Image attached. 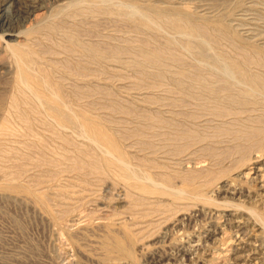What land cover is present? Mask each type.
I'll use <instances>...</instances> for the list:
<instances>
[{
	"label": "rangeland",
	"instance_id": "374dc122",
	"mask_svg": "<svg viewBox=\"0 0 264 264\" xmlns=\"http://www.w3.org/2000/svg\"><path fill=\"white\" fill-rule=\"evenodd\" d=\"M36 1L43 20L27 23L24 37L9 44L34 53L31 74L50 80L39 92L54 99V85L71 113L105 124L130 167L163 194L161 203L135 208L134 180L107 165L81 132L54 126L48 104L22 87L16 58L0 48V264H164L195 244L207 247L196 255L202 264H238L240 235L258 242L264 263V228L255 227L264 226V188L253 180L256 170L264 173V91L245 96L241 78L223 66L245 58L247 71L264 79V0ZM186 13L190 24L167 23ZM195 25L211 40L207 57L198 53L201 35L182 33ZM94 46L105 52L92 55ZM154 49H165V62L145 67V52ZM116 240L131 255L109 250Z\"/></svg>",
	"mask_w": 264,
	"mask_h": 264
},
{
	"label": "bare ground",
	"instance_id": "6f19581e",
	"mask_svg": "<svg viewBox=\"0 0 264 264\" xmlns=\"http://www.w3.org/2000/svg\"><path fill=\"white\" fill-rule=\"evenodd\" d=\"M30 1V0H29ZM95 1H101V2H110L111 4L112 3H114V1L113 0H95ZM111 1H113V2H111ZM27 3L26 4H24V2L22 1V0H0V48H2L3 50H10L11 51V55H12V57L13 58H16L15 59V62H16V66H17V68H16V71H17V76H18V82L22 85V87L24 86V87H27V88H30V87H34V89L33 90H35L34 91V93H36V94H32L33 96H35L36 95V97L37 98H39L40 100H43L42 102L43 103H45V105L46 104H48L47 106H49V119L51 118V123L53 122L55 125L54 126H57L58 128H59V130H61L62 132H63V130H64V132L66 131V130H72L73 129V131L74 130H78L79 132H81L80 134H78V136L79 135H82L85 139H87V142H89L88 143V145L90 146L91 145V147H93L94 149H96V151L98 150V151H101V152H103L102 154H104L103 155V157L105 156V159L106 160H104V162H106L107 163V165H109V166H111V165H113V164H117L118 165V167H119V169H121L122 171H123V174H124V172H125V174H126V177L127 178H131L132 180H134V182H135V185L133 186V189L135 188V190L137 191H139V194L136 192V194H138V196H139V198L137 197V199H136V195H135V201L134 202H136L135 203V205H134V207L136 208H138V207H141L140 205H143V204H145V205H152L153 203H155L156 201H158V202H160L161 200H159L160 199V195H162L163 193L161 192H157V191H155L154 189L156 188V185L155 184H157L156 182H154V181H152L151 180V178L147 175V174H139V173H137L134 169H132L131 167H130V165H129V162L125 159L126 157H124V155H123V152L121 151V149H120V147H122L121 146V144L118 142V141H115V137H112L109 133H108V131H106L105 130V128H102L104 125H102V123H101V121H100V126H99V124H97V122L94 124V123H91V122H89L88 121V119L86 120L85 118H84V116H80V115H78L77 113H76V110L78 111V109H76L75 110V113L77 114H73V113H71V112H73L74 111V109H73V111H70V110H68L67 109V105H65L63 102H65L64 100H63V93L64 92H60L59 91V89L57 88V87H54V85H53V87H52V89H51V91L53 90V92H54V99L52 98L51 100L49 99H47V98H45L44 96H42L41 95V93L39 92V89L41 88H43V87H45L46 88V86H48L49 85V83H47V81H50V80H46V78H45V76H44V73L43 74H41L40 75V73H39V71H38V73H39V75H40V78L39 77H35V76H33L34 74H31V70H32V72H35L34 70V68H31L33 65H35V64H31L32 66L29 68V66H28V63L29 62H31V61H33V55H34V53H32L31 52V50L30 49H23V48H20V47H18V45L15 47V48H17V49H14L13 47L14 46H12L11 44H9V39H17V38H23L24 36H23V32L20 30L21 28L23 29L25 26H26V24L27 23H29V22H34V20L36 21V22H39V21H42L43 20V17H41V15H38L37 13L39 12V11H41V10H43L44 9V7L42 6V5H40V4H38L37 3V1L35 0V1H33V0H31L30 2H28V1H26ZM82 2H84V0L83 1H81V0H73V2H71L70 3V5L71 6H79L80 4H82ZM109 3V4H110ZM95 4H98V2H95ZM121 5V4H120ZM70 6V7H71ZM151 9H152V7H151ZM149 10V9H148ZM135 11V12H134ZM134 11L132 12L133 14H137L138 12H137V10L136 9H134ZM147 11V10H146ZM149 11H151V10H149ZM153 12H154V14H156V16H161V14H163L164 12H165V10H163V11H160V10H158V9H155V8H153ZM148 13V12H147ZM146 13V14H147ZM166 13V12H165ZM170 14L172 13V12H169ZM179 13V12H178ZM152 15V14H147L148 15V17L151 15V16H155V15ZM170 14H167L168 16L170 15ZM164 15H166V14H164ZM163 15V16H164ZM172 15V14H171ZM151 16H150V18H151ZM167 16V17H168ZM173 16V15H172ZM174 16H175V14H174ZM182 16V15H181ZM148 17H147V19H148ZM162 17V16H161ZM171 17V16H170ZM169 17V18H170ZM149 18V19H150ZM156 18V17H155ZM193 18V15L191 16V15H189V14H187L186 13V15L184 14L183 16H182V18L180 19V20H177L176 18H170L169 19V21L167 22V23H170V25H173V27H175L176 29H179V28H181V26H182V24L184 23V25L183 26H185L186 25V23L185 22H188V24H190L189 23V20H191ZM141 19V18H140ZM160 19V18H159ZM164 19H165V16H164ZM163 19V20H164ZM166 19H168V18H166ZM46 20V19H45ZM143 20H145V19H143ZM151 21V20H150ZM154 21H155V19H154ZM167 21V20H166ZM44 22V21H43ZM147 22V21H146ZM152 22V21H151ZM157 22V21H156ZM165 22V21H164ZM158 23H160V22H158ZM150 24V23H149ZM187 24V25H188ZM194 24V23H193ZM42 25V24H41ZM192 25V24H191ZM190 25V26H191ZM40 26V25H39ZM150 26V25H149ZM168 26V25H167ZM192 26H194V25H192ZM191 26V27H192ZM196 26V25H195ZM201 26V25H200ZM188 27H189V25H188ZM187 27V28H188ZM204 26H202V27H198V25L196 26V27H194V28H190L191 30H189V31H185V32H182V33H186L185 34V36L188 34V35H190L191 37L192 36H194V37H197V35H201V37H203L202 38V40L200 41V43H199V55L200 56H202V57H207L208 56V52H207V48H209V47H207V48H205L206 46H208L209 45V43L211 42V40L209 39V36H207V34H206V31H205V28H203ZM26 28V27H25ZM185 29V28H184ZM189 29V28H188ZM183 37V36H182ZM189 37V36H188ZM194 37H193V39H194ZM199 37V36H198ZM190 38V37H189ZM199 39V38H198ZM262 40L264 41V38H262ZM197 41H199V40H197ZM177 42H178V40H177ZM17 43V42H16ZM180 43V42H179ZM173 44V43H172ZM78 46V45H77ZM79 46H81V45H79ZM82 47V46H81ZM84 47V46H83ZM187 47H189V45L187 46ZM30 50V51H29ZM89 52H92V55H93V52L95 53H100V52H105L103 49H99V48H97V46H94V47H90L89 49ZM106 54V53H105ZM104 54V55H105ZM111 55L113 54V56L115 57V55H117V52H114V53H110ZM96 55V54H95ZM101 55V54H100ZM99 55V56H100ZM165 55H166V51H165V49L163 50H161V49H154V50H149V51H147V52H145V58H144V60H143V64H145L144 66L145 67H147V65H152V66H155V65H158V67H159V65H162V62H163V59L165 58ZM222 55V54H221ZM221 55H220V57H221ZM97 56V55H96ZM95 56V57H96ZM218 56V55H217ZM101 57V56H100ZM99 57V58H100ZM105 57V56H104ZM223 57H225V55L223 56ZM222 57V58H223ZM35 58V57H34ZM98 58V57H97ZM222 58H221V60H222ZM227 57H225V59H226ZM36 59V61H37V58H35ZM101 59V58H100ZM166 59V58H165ZM205 59V58H204ZM204 59H203V61H204ZM211 59V58H210ZM220 59V58H219ZM224 59V58H223ZM220 60V61H221ZM229 60H231V63L229 62L228 64H225L224 63V67H225V70H226V72H227V74L228 75H233V77H234V74L236 75V76H238L239 77V79L241 78V81H243V83H244V87H245V90H243L244 91V93L243 94H245V96H247V95H249V94H254V93H256L258 90H263L264 91V79L262 78V76L259 74V75H252V74H250L248 71H247V68H248V66H249V64H250V61L248 60V59H245V58H243V59H241L240 61H237V60H232L231 58H229ZM228 60V61H229ZM35 61V60H34ZM35 61V62H36ZM206 61H207V59H206ZM215 61V60H214ZM227 61V62H228ZM165 62V61H164ZM163 62V63H164ZM179 62V61H178ZM217 62V61H216ZM224 62V61H223ZM220 63H222V62H220ZM262 63V62H261ZM30 64V63H29ZM38 64V63H37ZM264 64V63H263ZM200 65H202V64H200ZM163 66V65H162ZM259 66H260V63H259ZM262 66V65H261ZM264 66V65H263ZM2 67H3V65L1 66L0 65V71L2 70ZM37 67V66H36ZM150 67V66H149ZM220 67H221V65H220ZM223 67V68H224ZM217 68H219V66H217ZM221 69V71H222V68H220ZM4 70V69H3ZM38 70V69H37ZM215 70V69H214ZM249 70V69H248ZM41 71V70H40ZM42 72V71H41ZM120 72V71H119ZM224 72V71H223ZM37 73V72H36ZM225 74V73H224ZM38 74H37V76H39ZM118 75V74H117ZM182 75V74H181ZM186 75H187V73H186ZM190 75V74H189ZM191 75H192V73H191ZM182 76H184V79H186V76L185 75H182ZM236 76H235V78H236ZM16 77V76H15ZM118 77V76H117ZM197 77H199V76H197ZM238 77H237V80H238ZM17 78V77H16ZM37 78H39V79H37ZM199 78H201V77H199ZM183 79V77H182V81L184 80ZM190 79V78H189ZM195 79V78H194ZM227 79V78H226ZM196 81H198V79L196 78L195 79ZM200 80H202V79H200ZM180 81H181V79H180ZM180 81L177 83L178 85H180L179 87H181L182 85V83L181 84H179L180 83ZM203 81H204V79H203ZM233 81V80H232ZM240 81V80H239ZM19 83H17V85H19ZM201 83V86H202V81L200 82ZM205 83H208V82H206V80H205ZM204 83V84H205ZM243 83H241V85L243 84ZM191 84V83H190ZM194 84V83H193ZM208 85V84H207ZM207 85H204V86H206L207 87ZM20 86V85H19ZM185 86H187V84H185ZM184 86V87H185ZM190 86V85H189ZM192 86V85H191ZM199 86V85H198ZM44 88V89H45ZM48 88H49V86H48ZM48 88H46V89H48ZM201 88V87H200ZM205 88V87H204ZM207 88H209V86L207 87ZM25 89V88H24ZM50 89V88H49ZM48 89V90H49ZM183 89V88H182ZM207 90V89H206ZM26 91H27V89H26ZM41 91V90H40ZM43 91V90H42ZM44 91H46V90H44ZM27 92H32V91H27ZM49 91H47L46 93H48ZM53 92H50V93H52L53 94ZM33 93V92H32ZM44 93V92H43ZM45 93V94H46ZM49 95V94H48ZM33 96H31L32 98H33ZM51 96V95H50ZM52 97V96H51ZM36 98V99H37ZM50 98V97H49ZM66 98H67V96H66ZM35 99V98H34ZM34 99H32V100H34ZM231 98H229V100H230ZM38 100V99H37ZM36 100V101H37ZM66 100V99H65ZM232 100V99H231ZM16 101V100H15ZM39 102V101H38ZM70 102V101H69ZM37 103V102H36ZM41 102H39V104H40ZM68 103V102H67ZM13 104H14V102H13ZM38 104V105H39ZM69 104H71V103H69ZM75 104V103H74ZM73 104V105H74ZM41 105H42V103H41ZM40 105V106H41ZM14 106V105H13ZM44 106V105H43ZM71 107H73L72 105H70ZM69 107V106H68ZM70 107V108H71ZM15 108V107H14ZM18 108V107H17ZM28 108V107H27ZM23 109V108H22ZM44 109H47L46 107H44ZM80 110V109H79ZM26 112H28V111H26ZM46 112V111H45ZM81 112H83V111H81ZM219 112H221L222 113V111H219ZM18 113V112H17ZM23 113V112H22ZM84 113V112H83ZM87 113V112H86ZM20 114V113H19ZM23 114H25V113H23ZM79 114H81V113H79ZM85 114V113H84ZM17 115V114H16ZM21 115V114H20ZM32 114H30L28 117V119H29V121H31V120H33L32 118H31V120H30V116H31ZM221 115V114H220ZM18 116V115H17ZM23 116V115H22ZM21 116V117H22ZM25 116L27 117V115L25 114ZM88 116H89V114H88ZM223 116H225L226 117V115H223ZM3 117V116H2ZM1 117V115H0V118H2ZM20 117V118H21ZM86 117V116H85ZM90 117V116H89ZM222 117V116H221ZM224 117V118H225ZM20 118H19V120H20ZM23 118V117H22ZM21 118V119H22ZM48 118V117H47ZM92 118V117H91ZM25 119V118H24ZM24 119L23 120H21V121H23L24 122ZM36 119V118H35ZM35 119L33 120V121H35ZM49 119H48V121H49ZM93 119V118H92ZM92 119H90V121L92 120ZM39 120V119H38ZM94 120V119H93ZM1 121H4V120H2L1 119ZM37 121V120H36ZM5 122H6V120H5ZM28 122V121H27ZM92 122H94V121H92ZM99 122V121H98ZM3 123V122H2ZM4 124V123H3ZM30 124H31V122H30ZM29 124V125H30ZM0 125H1V123H0ZM26 125V124H25ZM2 126H4V125H2ZM1 127V126H0ZM29 127V126H28ZM57 127H55V128H57ZM4 128V127H3ZM7 127H5V129H6ZM2 129V128H1ZM7 131H9L8 129H6ZM7 131H5V132H7ZM10 132V131H9ZM68 132V131H67ZM67 132H65V133H67ZM70 132V131H69ZM74 132H77V131H74ZM73 132V133H74ZM12 133H14V132H12ZM64 133V134H65ZM78 133V132H77ZM76 133V134H77ZM2 134V133H1ZM15 134V133H14ZM11 135V134H10ZM1 136V135H0ZM76 136V135H75ZM114 136V135H113ZM191 135H189V137H190ZM248 136V135H247ZM252 136V135H251ZM73 137V136H72ZM191 137H193L194 138V136H191ZM249 137H250V135H249ZM76 138V137H75ZM80 138H82V137H80ZM191 139V138H190ZM83 141V140H82ZM117 142V143H116ZM85 143V142H84ZM118 143H119V145H120V147H119V145H118ZM87 144V143H86ZM1 145V144H0ZM125 145V144H124ZM76 148H78V147H76ZM93 148H92V151H93ZM91 149V148H90ZM185 149V148H184ZM181 151V150H183V149H178V151ZM129 151V150H128ZM179 151V152H180ZM80 152H81V150H80ZM83 152V151H82ZM95 152V151H94ZM182 153H183V158H182V161H188V160H190L191 159V157L193 156V154H191L190 152H186V150L185 151H181ZM97 154V153H96ZM101 154V155H102ZM178 154V153H177ZM88 155V154H87ZM192 155V156H191ZM88 157V156H87ZM92 157V156H91ZM95 158V157H94ZM93 158V159H94ZM89 159V158H88ZM180 159V158H179ZM95 160V159H94ZM94 160H92V161H94ZM98 160V159H97ZM91 161V160H90ZM91 161V162H92ZM179 161H181V160H179ZM191 161V160H190ZM190 161H188V162H190ZM95 162L96 161H94V164L91 166L92 167V171H98L99 169V167L96 165L97 164V162H96V164H95ZM188 162H185V163H188ZM90 163V162H89ZM184 163V164H185ZM98 165H99V163H98ZM77 168H79V165H77ZM89 169H90V167H89ZM0 173H1V171H0ZM3 173V172H2ZM260 173V174H259ZM255 174H256V176L254 177V181H257L259 184H258V186L260 187V188H264V173H262L261 172V170L260 169H258V170H256V172H255ZM3 175V174H2ZM2 175L0 176V179L2 178ZM123 177H125L124 175H123ZM194 178V177H193ZM191 180H193L192 179V177H187V179H186V181H191ZM1 181H2V179H1ZM194 181V180H193ZM192 181V182H193ZM147 183H150V184H153V185H155L154 187H148L147 186ZM167 189H168V191L169 192H176V193H178V194H183V191L184 190H181L180 188L179 189H176L173 185L171 186V185H166L165 186ZM211 192V191H210ZM214 192L215 191H213L212 193L214 194ZM141 193V194H140ZM160 194V195H159ZM231 194V193H230ZM234 194V193H233ZM235 195V194H234ZM131 197H132V195H131ZM130 198V197H129ZM131 199H133V198H131ZM133 201H131V202H133ZM163 202V201H162ZM161 203V202H160ZM159 203V205H161ZM158 205V206H159ZM154 206V205H153ZM152 206V207H153ZM147 207H149V206H147ZM151 207V208H152ZM161 207V206H160ZM131 208V207H130ZM165 208V207H164ZM234 212H236V211H234ZM141 214V213H140ZM224 214V213H223ZM234 214V213H233ZM135 216V215H134ZM232 216V215H231ZM232 218V217H231ZM134 220V219H133ZM235 221V220H234ZM235 223H236V227L237 228H240V225H241V223L239 222V221H235ZM141 227V226H140ZM255 227H257L259 230L261 229V228H264V226H262V225H260V224H257ZM137 230V229H136ZM219 231V230H218ZM216 232H217V229L215 228V230L212 232V235H208L207 236V239H206V241H205V244L204 245H206V246H210L211 245V243H213L214 242V235L216 234ZM237 240H239V252L235 255V259L237 260V263L238 264H264L263 262H261L257 257H256V255H258L259 253H258V250H260L259 249V245H257V241H253V240H250V239H248V238H246V236H244V235H240V236H238L237 237ZM199 241V243H200V240H198ZM197 241V242H198ZM196 242V243H197ZM193 244V243H192ZM195 244V243H194ZM111 246L108 248L109 250H112V251H117L118 253L120 252L121 254H124V255H131V249H129V247H128V245L126 244V243H124L123 241H121V240H116V241H114V242H112V244H110ZM204 248V250L207 248V247H204V246H202V248H201V244H195V245H192V246H190V248L189 249H187V248H184V247H180V249H179V256L178 257H174V258H170V257H167V258H165L164 259V261H165V263L166 264H175V263H177L178 261V264H183V262L184 261H187V262H189V264H202L203 263V261H201V260H199L198 258H197V254H198V252L199 251H201L202 249ZM113 253V252H112ZM199 255V254H198ZM123 256V255H122ZM127 257V256H126ZM162 263H164V262H162ZM164 263V264H165ZM158 264H161V263H158Z\"/></svg>",
	"mask_w": 264,
	"mask_h": 264
}]
</instances>
